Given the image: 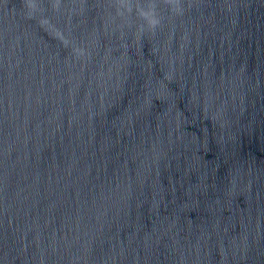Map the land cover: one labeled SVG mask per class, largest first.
Returning a JSON list of instances; mask_svg holds the SVG:
<instances>
[{"label":"water","instance_id":"95a60500","mask_svg":"<svg viewBox=\"0 0 264 264\" xmlns=\"http://www.w3.org/2000/svg\"><path fill=\"white\" fill-rule=\"evenodd\" d=\"M0 264H264V0H0Z\"/></svg>","mask_w":264,"mask_h":264}]
</instances>
